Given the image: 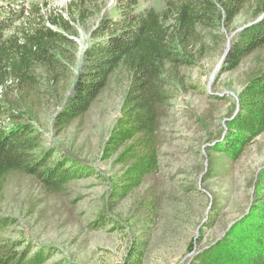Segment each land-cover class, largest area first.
<instances>
[{
    "label": "rangeland",
    "instance_id": "374dc122",
    "mask_svg": "<svg viewBox=\"0 0 264 264\" xmlns=\"http://www.w3.org/2000/svg\"><path fill=\"white\" fill-rule=\"evenodd\" d=\"M121 1L98 0L95 6L87 5L84 17L80 2L69 8L72 0L14 4L16 8L37 5L46 23L48 16L63 14L72 27L69 37L74 43L66 46L54 74L35 68L33 90L11 83L0 88V100L20 118L6 119L4 125L31 123L40 135L42 150L56 152L51 162L75 158L90 173L71 180L58 193H50L23 171L7 175L0 182L4 224H0V254L12 245L18 253L28 251V260L42 251L43 264H127L134 245L140 264H190L254 203L264 168V134L237 161L216 148L226 138L227 120L237 111L238 95L264 68L261 51L242 60L237 69H225L231 42L254 20L258 0L254 6L247 4L228 25L218 20L212 26H198V38L181 54L185 64L165 66L169 98L160 107L159 170L127 197L113 198L125 165L117 162V154L104 160L103 152L121 116L129 72L120 67L85 115L60 123L66 101L87 67L84 52L103 40V36L93 37L101 23L121 20ZM164 1L141 0L137 10L153 7L162 12ZM0 4L13 6L9 0Z\"/></svg>",
    "mask_w": 264,
    "mask_h": 264
},
{
    "label": "trees",
    "instance_id": "16d2710c",
    "mask_svg": "<svg viewBox=\"0 0 264 264\" xmlns=\"http://www.w3.org/2000/svg\"><path fill=\"white\" fill-rule=\"evenodd\" d=\"M9 1L13 2L12 7L0 4V85L13 79L21 90H33L37 83L36 67L54 74L60 66L66 46L74 43L69 37L72 27L63 14L48 16L46 23L37 5H32L27 15L24 8L14 6L22 0ZM76 1L81 3V17L85 16L87 5L95 6L98 2ZM76 1L72 0L69 8L78 4ZM253 1L165 0L164 10L158 12L153 7L138 11L141 0H122L121 20L109 19L100 24L93 37L104 38L85 50L87 67L66 101L60 123L85 115L120 67L129 72L130 85L121 116L103 152L104 160L117 154V162L125 165L113 189L114 199L127 197L146 176L159 170L160 107L169 98L163 78L165 66L185 64L181 54L198 38V26H212L218 20L228 25L247 4L254 6ZM247 25L231 42L226 70H235L248 56L264 51V0H258L254 20ZM105 33L108 35L104 36ZM238 107L239 111L227 120L224 142L216 148L233 161L239 160L246 147L264 134V68L242 89ZM10 108L9 103L0 100V182L12 172L23 171L35 177L50 193H58L71 180L90 173V168L81 166L75 158L64 157L51 162L56 152L42 150L40 135L31 123L19 122L6 129V119H20ZM263 193L264 168L259 174L250 210L190 264H264ZM0 224L4 225L2 221ZM6 247L7 250L1 251L0 264H43L46 261L42 251L28 260V251L21 254L12 245ZM135 251L133 245L127 264H140L141 258L134 256Z\"/></svg>",
    "mask_w": 264,
    "mask_h": 264
},
{
    "label": "built area",
    "instance_id": "2783aa9c",
    "mask_svg": "<svg viewBox=\"0 0 264 264\" xmlns=\"http://www.w3.org/2000/svg\"><path fill=\"white\" fill-rule=\"evenodd\" d=\"M26 14L28 15V11H26ZM9 83H11V85L17 84L13 79H9V80H7L6 84H9ZM2 87H3V86L0 85V88H2ZM4 88H6V87H4ZM2 89H3V88H2Z\"/></svg>",
    "mask_w": 264,
    "mask_h": 264
},
{
    "label": "clouds",
    "instance_id": "9594fccd",
    "mask_svg": "<svg viewBox=\"0 0 264 264\" xmlns=\"http://www.w3.org/2000/svg\"><path fill=\"white\" fill-rule=\"evenodd\" d=\"M19 8H24L26 11H28V15L30 14V10H31V8H29V7H26V6H22V4H21V6H19ZM10 127H7L6 129H9Z\"/></svg>",
    "mask_w": 264,
    "mask_h": 264
},
{
    "label": "water",
    "instance_id": "95a60500",
    "mask_svg": "<svg viewBox=\"0 0 264 264\" xmlns=\"http://www.w3.org/2000/svg\"><path fill=\"white\" fill-rule=\"evenodd\" d=\"M260 20V19H259ZM250 25V24H249ZM249 25H247V26H244V28H246V27H248ZM243 28V29H244ZM239 31H241V30H239ZM228 54V53H227ZM239 111V107H237V111H236V113ZM233 225V224H232ZM231 227V226H230Z\"/></svg>",
    "mask_w": 264,
    "mask_h": 264
}]
</instances>
